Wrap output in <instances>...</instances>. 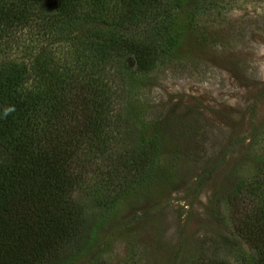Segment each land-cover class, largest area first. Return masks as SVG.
Segmentation results:
<instances>
[{
	"label": "rangeland",
	"instance_id": "obj_1",
	"mask_svg": "<svg viewBox=\"0 0 264 264\" xmlns=\"http://www.w3.org/2000/svg\"><path fill=\"white\" fill-rule=\"evenodd\" d=\"M142 1H136L134 12L146 19L150 9ZM91 2L74 4L71 12L78 18L70 27L61 18L48 28L9 34L0 45V70L16 76L27 72L23 76L30 87L45 54L61 57L69 68L84 70L81 74L94 71L92 59L86 64L75 53L84 42L76 43L78 32L99 26L95 9L111 20L122 8L129 12L130 5L100 0L94 8ZM199 3L210 8L206 14L193 13ZM181 5L171 17L155 19L176 38L171 56L148 75L128 79L126 97L116 106H122L127 144H141L142 133L159 138L155 170L137 182L139 175L131 172L114 191L95 179V187L75 193L84 208L87 238L71 264H192L199 258L208 262L216 249L231 264L259 260L233 222L249 205L233 208L228 197L264 165V0H182ZM43 6L56 14L55 0ZM125 36L137 38L134 32ZM106 70L110 80L119 79L116 69ZM129 156L124 152L123 167Z\"/></svg>",
	"mask_w": 264,
	"mask_h": 264
},
{
	"label": "trees",
	"instance_id": "obj_2",
	"mask_svg": "<svg viewBox=\"0 0 264 264\" xmlns=\"http://www.w3.org/2000/svg\"><path fill=\"white\" fill-rule=\"evenodd\" d=\"M55 1L56 14L47 13L45 0H0V45L14 31L48 28L61 18L72 26L78 16L71 10L78 0ZM136 1L122 0L124 6L130 5L129 12L122 8L111 20H103L98 15L103 9H95L93 18L98 17L99 26L78 32L76 43L84 42L81 52L75 53L86 64L92 59L94 71L81 74L84 70L71 69L66 60L44 52L47 57L38 65L32 87L23 76L27 72L16 76L0 70V264H71L87 238L84 208L75 193L95 187V179V184L113 190L131 172L139 175L137 182L155 170L159 138L142 133L141 144H127L122 106H116L126 97L128 79L148 75L171 56L176 38L170 27L161 28L155 19L171 17L182 8V0H143L150 9L146 19L134 12ZM98 3L91 2L94 8ZM203 4L195 6V15L208 12ZM106 25L111 32H104ZM132 32L137 38L125 36ZM106 69L111 73L116 69L119 79L114 75L110 80ZM124 152L131 154L126 167L121 164ZM119 168L128 175L121 177ZM228 205L245 209L249 205L233 221L235 230L258 251L257 264H264V165L252 181L237 185ZM221 248L226 255L231 253ZM213 253L208 262L199 258L192 264H231L221 250Z\"/></svg>",
	"mask_w": 264,
	"mask_h": 264
}]
</instances>
